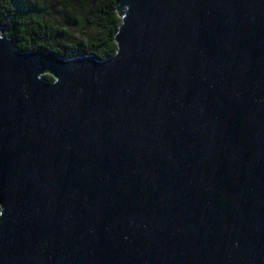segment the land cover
<instances>
[{"label":"water","instance_id":"95a60500","mask_svg":"<svg viewBox=\"0 0 264 264\" xmlns=\"http://www.w3.org/2000/svg\"><path fill=\"white\" fill-rule=\"evenodd\" d=\"M117 14L103 61L0 29V264H264V0Z\"/></svg>","mask_w":264,"mask_h":264},{"label":"trees","instance_id":"16d2710c","mask_svg":"<svg viewBox=\"0 0 264 264\" xmlns=\"http://www.w3.org/2000/svg\"><path fill=\"white\" fill-rule=\"evenodd\" d=\"M118 2L0 0V29L19 53L45 52L65 60L91 55L103 61L116 51Z\"/></svg>","mask_w":264,"mask_h":264}]
</instances>
